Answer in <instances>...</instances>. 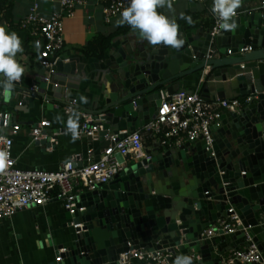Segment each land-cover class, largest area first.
<instances>
[{"label": "water", "instance_id": "95a60500", "mask_svg": "<svg viewBox=\"0 0 264 264\" xmlns=\"http://www.w3.org/2000/svg\"><path fill=\"white\" fill-rule=\"evenodd\" d=\"M234 19L235 31L222 34H212V23L179 25L185 43L178 50L153 47L136 32L127 33L115 57L92 76L99 87L96 109L83 110L101 115L94 138L103 146L122 121L143 127L161 103V90L198 88L207 101L252 98L239 110L221 113L209 150L204 140L146 149V156L128 160L107 183L81 192L72 212L64 206L63 240L55 246L64 251L51 264H119L123 253L140 249L165 250L174 263L188 255L193 264H225L230 250L250 242L264 260V12ZM84 66L78 57L60 58L49 82L42 75L33 80L37 90L15 82L17 92L1 100L3 115L15 121L13 112L68 104L70 91L89 79ZM233 214L240 220L237 230L201 236L204 228L230 221Z\"/></svg>", "mask_w": 264, "mask_h": 264}, {"label": "built area", "instance_id": "2783aa9c", "mask_svg": "<svg viewBox=\"0 0 264 264\" xmlns=\"http://www.w3.org/2000/svg\"><path fill=\"white\" fill-rule=\"evenodd\" d=\"M97 1L105 23L120 18L121 11L129 2V0ZM191 1L204 4L207 0ZM88 3L89 0H60L59 10L45 15L40 11L39 4L33 1L28 12L19 20L18 27L25 30L28 35L29 56L44 72L43 81H50L56 71L57 61L61 58L60 52L64 45V19L73 17L76 8L85 7ZM212 5L213 2L210 11ZM253 10L264 12V0H259ZM248 12L251 11L236 9V16ZM211 18L212 34H215L219 31L218 21L212 11ZM247 50L250 48H244L241 52ZM30 90H37V86L33 84ZM160 95L161 103L155 115L142 128L120 130L107 135L108 145L104 146L97 156L94 154V149L89 147L84 159L82 154H75L57 170L41 171L16 166V160L12 155L13 136L20 129V124L13 123L9 114L3 115L0 109V153H6V157L0 159V219L11 217L24 208L44 205L53 197L64 201V206L72 212L74 200L81 192L93 190L98 185L107 183L122 170L128 160L146 156L144 145L146 138L163 148L180 146L186 141L204 140L205 148L209 150L213 141L212 130L219 124L221 113L224 110H239L252 98V95H246L207 101L200 96L198 88L190 92L176 90L172 94L161 90ZM66 100L68 104L60 107L63 112L79 113L82 116L81 120H73L76 123L75 138L92 137V140H96L94 134L102 128L101 115L95 117L78 112L76 99L70 97ZM49 127L50 122L47 119L32 124L29 131L32 139L48 141L50 147L54 146L56 133L51 135L47 133ZM2 129L5 131L2 132ZM66 132L74 137L68 126ZM238 225L240 220L233 214L230 221L218 220L204 228L201 236L211 237L219 230L223 233L234 232ZM77 226L81 225L73 224V228ZM246 240L250 238L247 237ZM59 251L62 252L64 249ZM170 257L171 254L165 250H131L120 256L119 264H130L133 260H137L138 264H175ZM59 260L60 256H57L56 261ZM236 262L264 264L262 254L253 242L243 245L238 250H230L225 255V264Z\"/></svg>", "mask_w": 264, "mask_h": 264}, {"label": "crops", "instance_id": "0c3cea01", "mask_svg": "<svg viewBox=\"0 0 264 264\" xmlns=\"http://www.w3.org/2000/svg\"><path fill=\"white\" fill-rule=\"evenodd\" d=\"M3 1V0H0ZM35 1L39 4L40 11L49 15L53 11L60 8V0H14L11 3V14L14 28H10L5 22L2 12L0 11V25L6 27L10 32H15L22 42V52L16 54L17 62L23 67L24 73L22 79L17 81L20 87L30 88L33 80L38 75H43L41 67L29 56V52H25L24 45L28 43V35L25 30L18 27L19 20L28 12L30 5ZM259 0H241V6L238 10L254 11L253 7ZM171 2V9L164 7L158 8L162 14L169 18L180 17V14L191 12L197 13L198 18L195 20L198 24L195 27L207 26L212 22L211 4H199L191 0H177ZM256 11V10H255ZM114 18L110 23H105L97 0H89L85 7L75 9L73 17L64 19V45L60 52V57L66 62L70 58L78 57L81 63H84V70L90 73L88 80H82L77 90H71L70 96L76 99V110L91 116L83 108L95 110L94 97L99 93V87L92 80V76H96L97 70L104 67L105 63L110 62L115 57V51L121 46L123 35L135 32L128 26H119ZM208 21V22H207ZM182 26H192L188 24H178ZM119 31L120 33L114 37L109 48L104 53L102 59L94 57H86L81 49L94 36L109 35ZM114 49V50H113ZM112 50V51H111ZM184 88H192L189 84ZM13 92L14 91L13 88ZM82 97L84 98L82 100ZM3 97H1V100ZM86 101V102H85ZM1 103V102H0ZM16 123L20 124V129L14 134V145L12 155L16 160V166L22 169L36 170H57L62 167L64 162L69 160L75 154H82L83 159L87 155V149L93 148L94 154L97 156L104 147L101 140H89L86 137L74 138L66 132L68 121L81 120L79 113L66 114L62 108L58 110L47 109L45 106L28 109V111L13 112ZM59 118V119H58ZM41 119H47L50 127L47 133L54 134L56 143L50 147L48 141H34L30 135V126L37 123ZM142 128V127H141ZM133 123L122 121L118 129L133 130ZM140 129V128H137ZM2 132L5 129L1 130ZM7 131V130H6ZM145 149H154L156 144L146 138L144 140ZM163 149L161 147L160 151ZM66 223L64 218V201L53 197L46 204L41 206H33L17 211L8 218L0 219V264H51L56 262V257L60 252L55 246L61 242L59 236L64 230L62 224ZM72 231V227H68ZM133 264H138L137 260H133Z\"/></svg>", "mask_w": 264, "mask_h": 264}, {"label": "clouds", "instance_id": "9594fccd", "mask_svg": "<svg viewBox=\"0 0 264 264\" xmlns=\"http://www.w3.org/2000/svg\"><path fill=\"white\" fill-rule=\"evenodd\" d=\"M240 6L241 0H213L211 11L218 21V34L235 31L237 24L234 17L236 9ZM164 7L171 9L170 0H129L128 6L121 11L116 24L128 25L138 34L141 41H146L153 47L164 46L178 50L185 41L180 35L175 18H169L157 11L158 8ZM180 18L191 23L190 16L181 13ZM22 51L21 38L15 32H10L5 26L0 25V96L5 101L12 98L14 84L24 73L23 67L15 58L16 54ZM68 128L75 138L76 123L71 119L68 121ZM5 157L6 153H0V159ZM175 264H193L192 257L177 256Z\"/></svg>", "mask_w": 264, "mask_h": 264}, {"label": "trees", "instance_id": "16d2710c", "mask_svg": "<svg viewBox=\"0 0 264 264\" xmlns=\"http://www.w3.org/2000/svg\"><path fill=\"white\" fill-rule=\"evenodd\" d=\"M11 2V1H10ZM213 0H207L206 3L211 4ZM0 11L2 12L3 18L5 22L8 24L10 28H14V24L12 22V14H11V3H9L6 0L0 1ZM161 12V11H158ZM162 13V12H161ZM184 15L191 17V23H188L186 20L181 19L180 17L176 19V22L178 24H188L196 26L198 23L195 22V20L199 17L197 13H191L187 12ZM208 22V21H207ZM120 32H114L112 34H109L107 36L98 34L94 37H92L86 45L81 49L82 53L86 57H94L97 59H102L104 57V53L109 48L110 43L114 39L116 35H118ZM25 52H29L30 48L28 43L26 42L24 45Z\"/></svg>", "mask_w": 264, "mask_h": 264}]
</instances>
